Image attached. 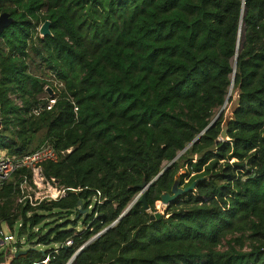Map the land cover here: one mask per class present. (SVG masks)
<instances>
[{"label":"trees","instance_id":"16d2710c","mask_svg":"<svg viewBox=\"0 0 264 264\" xmlns=\"http://www.w3.org/2000/svg\"><path fill=\"white\" fill-rule=\"evenodd\" d=\"M0 12L13 18L0 33V150L51 145L60 156L42 172L65 189L31 201L26 168L0 187V226L28 249L9 264H66L167 165L149 209L139 197L71 264H264V0H0ZM233 72L232 115L202 132ZM181 168L195 189L151 219Z\"/></svg>","mask_w":264,"mask_h":264},{"label":"built area","instance_id":"2783aa9c","mask_svg":"<svg viewBox=\"0 0 264 264\" xmlns=\"http://www.w3.org/2000/svg\"><path fill=\"white\" fill-rule=\"evenodd\" d=\"M54 99H49V106L54 103ZM63 154V152L61 153ZM60 154L57 153L51 145H44L38 149H35L29 153L20 156H8L5 152H0V187L5 181L9 179L12 173L18 169L26 168L31 172V179L22 183V188L28 194V197L32 200H57L65 195V189L58 187L52 179H47L41 168V163L45 161L56 162L59 159ZM39 191H43V195H39ZM32 193V194H31ZM31 197H30V196ZM10 235H14L9 232ZM20 240L19 243H22ZM15 240L13 243H9V238L6 237L2 225L0 226V255L5 258V262L2 264H9L10 260L17 251ZM11 244V246H9ZM66 244H70L67 241Z\"/></svg>","mask_w":264,"mask_h":264},{"label":"water","instance_id":"95a60500","mask_svg":"<svg viewBox=\"0 0 264 264\" xmlns=\"http://www.w3.org/2000/svg\"><path fill=\"white\" fill-rule=\"evenodd\" d=\"M13 23V18L10 16V14L8 12H2L0 14V32H2L5 28L9 27L11 24ZM38 32H39V35L41 37H44L45 35H49L50 34V21L49 20H45L43 23H41V25L39 26L38 28ZM235 60H236V57H235ZM235 64H236V61L234 63V68H235ZM235 72V70H234ZM234 72H233V75H232V80H231V84H230V87H229V91L232 89L233 87V83H234ZM48 92V94L50 96L53 95V91L49 88V87H46L45 88ZM229 91H228V94H227V97H226V100H225V104L223 105V107L219 110V112L217 113V115L213 118V120L205 127V129L202 131L204 132L205 130H207L209 127H211L215 121L217 120V118L220 116V114L222 113L225 105L227 104V101H228V98H229ZM0 127H1V122H0ZM228 126H227V121H223L222 123V128H221V131H220V134H219V140H229V137H228ZM201 132V133H202ZM200 133V134H201ZM199 136V135H198ZM197 136V138H198ZM197 138L195 140H197ZM194 140V141H195ZM189 146V145H188ZM186 149V148H185ZM184 149V150H185ZM182 153V151L176 155L173 160L170 162L173 163L178 157L179 155ZM168 166V165H167ZM167 166L165 168H163L149 183H141L140 185H138V188L140 189L139 193L137 194V196L134 198V200L128 205V207L118 216V218L112 222L110 225H108L106 228H104L103 230H101L100 232H98L97 234H95L94 236H92L89 240H87L84 244H82L77 250L76 252L73 254V256L71 257V259H69V261L66 263V264H71V262L75 259V257L84 249V247L89 244L91 241H93L94 239H96L97 237H99L100 235H102L108 228H110L111 226H113L122 216H124L126 214V212L129 210V208L131 207V205L140 197V201L143 203L144 205V209L145 210H148L149 207L147 205V201H146V192L149 188V186L163 173V171L167 168ZM195 184H196V180L193 181L189 186L187 187H179V184L178 182H176L170 189V192H164L160 195V202L162 204H164L165 206H167L170 202L174 201L176 198H178L179 196H181L182 194L186 193V192H189V191H192L195 189ZM78 209L79 211L81 212L82 209H81V202L79 201L78 202ZM160 215V213H157L155 212L154 214H152L150 216L151 219H153V217H156L158 218ZM28 251V249H20V250H17L15 253H14V256H19V255H22V254H25L26 252ZM5 262V258L3 256H0V264L4 263Z\"/></svg>","mask_w":264,"mask_h":264},{"label":"rangeland","instance_id":"374dc122","mask_svg":"<svg viewBox=\"0 0 264 264\" xmlns=\"http://www.w3.org/2000/svg\"><path fill=\"white\" fill-rule=\"evenodd\" d=\"M241 36H242V34H241ZM40 67H41V70H44L43 66H40ZM237 96H238L237 91L234 90L232 87V89L229 91V98H228L227 104L224 107V118H229L232 115V111L236 105ZM0 152H3V150H0ZM184 172H185V169L181 168V169H179V171L177 172V174L175 176V180H176V182H178L179 187H181V188H183L184 183L188 181V179L185 178L183 180V184L180 182V175H182ZM38 194L39 195L35 194L34 196L41 198V196L43 195V191H39ZM154 208H155L157 213L163 214V213H165L166 206L164 204H162L160 202V200H157V201H155ZM2 228L4 230L6 237L9 238V243H13L15 240H17L15 235H10V233L7 230V228L5 227V225H2ZM9 246H11V244H9ZM0 252H2V251H0Z\"/></svg>","mask_w":264,"mask_h":264},{"label":"bare ground","instance_id":"6f19581e","mask_svg":"<svg viewBox=\"0 0 264 264\" xmlns=\"http://www.w3.org/2000/svg\"><path fill=\"white\" fill-rule=\"evenodd\" d=\"M240 35H241V29L239 30V39H240Z\"/></svg>","mask_w":264,"mask_h":264},{"label":"flooded vegetation","instance_id":"af4514ba","mask_svg":"<svg viewBox=\"0 0 264 264\" xmlns=\"http://www.w3.org/2000/svg\"><path fill=\"white\" fill-rule=\"evenodd\" d=\"M1 13H2V12H0V14H1ZM3 31H4V30H3ZM3 31H2V32H3ZM0 33H1V32H0Z\"/></svg>","mask_w":264,"mask_h":264}]
</instances>
